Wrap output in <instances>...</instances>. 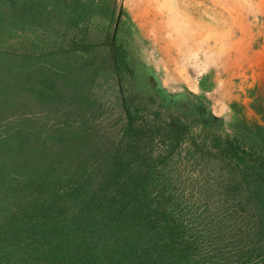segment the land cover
<instances>
[{
	"label": "rangeland",
	"instance_id": "374dc122",
	"mask_svg": "<svg viewBox=\"0 0 264 264\" xmlns=\"http://www.w3.org/2000/svg\"><path fill=\"white\" fill-rule=\"evenodd\" d=\"M118 169L192 264H262L264 0H0V264L166 261Z\"/></svg>",
	"mask_w": 264,
	"mask_h": 264
},
{
	"label": "trees",
	"instance_id": "16d2710c",
	"mask_svg": "<svg viewBox=\"0 0 264 264\" xmlns=\"http://www.w3.org/2000/svg\"><path fill=\"white\" fill-rule=\"evenodd\" d=\"M111 173L114 175H111V178L115 177L116 180L122 179V182H120L117 187L119 188V195L121 196V201L123 203L120 207H117V209L113 211L114 214L115 212L117 213L116 218L120 219V222H123L125 219L129 221H136L137 224L134 226H140L138 230L145 228L147 225L160 228L162 226V221H168L165 227H162L164 229L162 230L165 233H170L171 236L164 243L162 242V239H159L157 244L159 247H163L164 245L169 247L170 253L168 255V259H166V261H160L159 264H192L190 261L192 254L189 252L192 251V248H181L185 247L184 243L186 244V241L182 238L180 231H176L177 228L174 227V219L171 221L168 220L170 218L167 216L165 209L160 212L162 213L160 219L152 216L153 213H157V211H159L160 206L165 208V206L169 204L170 198L164 195L162 196L164 198L161 199L159 192H154L152 189L151 192L149 191L147 176L150 174V171L138 169V178L135 177L134 179H131L130 176H126L124 169L114 170ZM110 202L115 207L113 199H111ZM111 217L112 215L109 214L108 220L111 219ZM251 251V248L246 250L247 253L244 255L247 257ZM133 252L135 260H138L137 264H142V259L145 257L144 255L146 252L144 250H140L139 248L138 250L131 251V253ZM248 252L250 253L248 254ZM253 252L255 253L257 251L253 250ZM241 260L242 256L239 255L238 258H236L233 262L231 261L230 264H240ZM204 262L206 263V259ZM262 264H264V261H262Z\"/></svg>",
	"mask_w": 264,
	"mask_h": 264
},
{
	"label": "bare ground",
	"instance_id": "6f19581e",
	"mask_svg": "<svg viewBox=\"0 0 264 264\" xmlns=\"http://www.w3.org/2000/svg\"><path fill=\"white\" fill-rule=\"evenodd\" d=\"M194 1V0H193Z\"/></svg>",
	"mask_w": 264,
	"mask_h": 264
}]
</instances>
